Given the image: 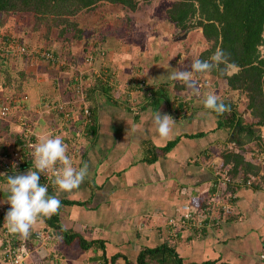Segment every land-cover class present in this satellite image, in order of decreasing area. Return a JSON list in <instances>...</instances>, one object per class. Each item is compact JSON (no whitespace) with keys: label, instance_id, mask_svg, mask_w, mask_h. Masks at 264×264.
<instances>
[{"label":"crops","instance_id":"0c3cea01","mask_svg":"<svg viewBox=\"0 0 264 264\" xmlns=\"http://www.w3.org/2000/svg\"><path fill=\"white\" fill-rule=\"evenodd\" d=\"M116 54L118 53L112 50L108 51L107 65L104 68L113 74L114 71L117 72L118 66L124 65L122 61L118 66L114 63ZM77 63L81 65V61ZM52 67L39 60L22 67L27 76V81L24 82L25 91L30 94L33 102L60 101L66 104L71 101L73 119L71 125H64L60 116L54 112L50 111L51 113L43 116L36 113V118L34 116L31 119L36 122V128L41 132L37 131L38 136L33 140L37 143V138L44 135L45 130L49 128L52 131L57 117L60 124L51 132V136L63 137L67 149L70 148L69 142L82 139L78 152L68 155L77 160V168L87 164L88 176L85 182L71 192H61L54 183L45 185L48 186V195L58 197L62 203L58 212L60 225L64 229L79 233L86 241L95 240V243L82 250L76 242L63 245L60 233L46 235L44 238L36 236V230L45 229L40 220L26 237L29 255L27 260H24L25 264H99L101 260L97 255L100 253L104 254L106 264L115 254L117 255L113 264H126V261L127 264H137L136 258L140 250L162 244L171 247L183 263H198L204 260L227 264L264 262V185L253 188L250 184L238 183L233 192L225 188L220 193L224 195L226 192L229 197L227 200L221 197L220 200L227 207V213L214 209L211 211V218L201 219L202 222H199L204 206L198 208L197 203L202 201L204 204L211 192L215 191L213 183L217 175L215 176V168L212 166L214 160L209 164L211 158L202 157L200 161L197 156L209 149L207 141H212L209 135H213L217 130L223 131L215 129L216 119L212 110L209 109L211 115L205 114L207 109L203 106V101L207 92L204 89L199 90V95L193 94L190 89L188 92L184 91L183 93L188 95L184 96L186 101L177 104L172 100L175 94L170 95L164 87L162 89L167 97H160L156 103H145L137 112H132L122 100L114 102L101 92L100 86H107L98 76L93 77L92 83H88L86 87L93 88L92 98L88 102L84 100L83 88V100L72 102L68 98L70 95L66 76L60 74L57 78ZM105 70L104 73H108ZM85 77L86 74L83 73L81 79ZM114 78L120 79L118 74H115ZM150 81L148 84H154L156 88L161 89L158 82ZM194 96L200 98L196 99ZM194 100L197 101L193 107ZM35 105L40 107L39 102ZM86 106L92 109L93 120L88 123L94 127L93 132L92 128L87 129L88 125L86 128L81 125V108ZM157 112L171 115L174 124L183 122L188 128H178L177 131L171 132L168 138H161L153 123V116ZM3 121L7 122V128L0 131V150H10L14 148L12 136L20 132V125L15 116ZM197 132H201V135L183 136ZM205 136L207 137L204 142L188 144L192 149L197 148L196 152L190 153L186 159H178V148L182 146V139L198 141ZM174 138H177V141L171 147L160 150ZM32 166L33 159L29 166L12 172H0V212L9 205L4 202L8 196L5 191L7 177L35 169ZM40 183L44 184L42 176ZM229 200L233 204L231 213ZM184 204H188L192 209L190 218L185 219L182 216L181 206ZM184 222H188L187 226L180 229ZM46 239L48 240L45 241ZM100 244L103 246L102 250L99 248ZM253 251L258 254L255 260L251 259ZM160 255L157 253L152 259ZM151 264L175 263L152 261Z\"/></svg>","mask_w":264,"mask_h":264},{"label":"trees","instance_id":"16d2710c","mask_svg":"<svg viewBox=\"0 0 264 264\" xmlns=\"http://www.w3.org/2000/svg\"><path fill=\"white\" fill-rule=\"evenodd\" d=\"M148 1L150 0H0V12L28 13L32 17L31 29L33 31L44 29L42 36L45 38L47 34H53L52 39L54 40H72L73 38H79L82 33V29L77 25L74 18L75 15L94 11L102 3L117 5L125 11H134L138 8L139 3ZM166 17L167 21L177 28L184 29L192 26L200 29V36L208 46L203 48L192 61L196 58L210 61L211 56L218 49L228 56L227 63H221L211 72L193 74L206 75L214 78V80L218 78L226 89L235 91L236 97L240 96L244 103V109L248 115L245 121L238 114L236 100L225 95L220 96V98L226 105L230 106L231 112L217 115L212 111L216 119L215 129L228 131L231 135L229 140L232 145L227 148H221L218 156L220 158V166L228 167L226 169L228 177L225 188L233 192L235 185L238 183L244 184L251 176H257L261 169L264 171V146L261 142L262 136L260 133V128L264 126V50H261V47L264 46V0H172L169 7L166 8ZM0 36L4 41L9 40V38L12 39L11 36L3 33H0ZM12 40L14 41L15 38ZM5 44L8 46L6 41ZM0 50L4 51L1 47ZM54 53L60 58L65 57L63 53L60 54L56 51ZM29 58L28 55L16 57L14 63L16 60H21L22 63L20 69L16 68L13 70L9 67L8 58L0 56V86L4 88L14 83L15 85L13 86L20 91L23 78L26 77L22 67L29 64ZM187 62L189 65L191 64L190 61ZM229 67L234 68L230 73L227 72ZM200 79L202 78L200 77ZM164 86L162 84L160 86L161 89H159L146 83L144 87L139 88L134 97L137 111L145 103L152 101V103H156L160 97H167L165 95L166 92L162 89ZM174 87L179 89L181 86L176 84ZM100 90L107 98H113V93L108 86H100ZM92 95H94L93 88L84 89V100L86 102L92 98ZM174 97L172 100H174ZM112 100L120 99L114 98ZM71 105V102H68L65 107L70 109ZM86 109L89 113L87 116L89 121L81 125L85 128L88 125L87 129L90 130L92 126L88 122L92 123L91 120H93L92 109L89 106H86ZM56 113L59 116L62 115V112ZM81 119H79V122ZM1 123L4 125H1ZM69 124L71 125V121ZM5 128H7V122L0 119V131L5 130ZM93 130L94 127L91 132ZM200 135L201 132L183 134V136L187 137ZM12 137L14 148L20 150L23 140L21 133L16 132ZM176 139L169 141L166 147L160 150L163 151L164 148L171 147L177 141ZM245 153H248V157H245ZM254 157L257 158V161ZM31 158L29 156L27 160L15 165L17 166L16 169L29 166ZM236 178L237 180H235ZM260 180L263 181V184L259 182ZM250 181L251 187L258 188L264 185V176L253 178ZM203 206L202 201L197 203L198 208ZM9 208L10 205L5 206L0 212V225ZM42 223L46 229L43 232V236H51L52 232L58 231L65 245L76 242L78 247L86 250L95 243V240L86 241L79 233L64 229L60 225L58 213L50 218H43ZM187 223H183L180 229L187 226ZM99 248L100 250L103 249L102 244H100ZM157 253L161 254L160 257L152 259ZM116 255L111 256L108 264H113ZM97 256H100L101 261L99 264H106V258L103 253ZM136 260L137 264H151L152 261L155 263L173 261L175 264H227L224 262L215 263L213 260L183 263L173 249L165 244L140 250Z\"/></svg>","mask_w":264,"mask_h":264},{"label":"rangeland","instance_id":"374dc122","mask_svg":"<svg viewBox=\"0 0 264 264\" xmlns=\"http://www.w3.org/2000/svg\"><path fill=\"white\" fill-rule=\"evenodd\" d=\"M171 1L172 0H150L148 2H141L138 4V8L134 11H125L117 5L113 6L109 3H102L94 11L84 12L81 13V15H75L74 18L77 22V25L82 29V33L79 38H73L72 40H54L52 39L53 34H47V37L45 38L42 36L44 29L33 31L31 29L33 22L32 17L28 13L0 12V33L7 34L8 36H11L12 39L15 38L14 41L10 38L9 40H5L8 43L7 46L5 41L0 36V47L4 50H0V56H6L10 64L9 67L14 70L16 68L20 69L22 63L21 60L19 63L17 60L14 63L16 51H18L20 47L18 44H24L25 46L41 50L48 49L52 52H59L60 54L64 52L66 57H61L62 61H58L57 63H46L53 66L52 71L55 73L56 77L60 74H64L66 76L65 79L68 82L66 83V86H69L70 95L68 98H70L72 102H77L81 99L83 100L81 90L86 88L88 83L89 85L92 83V79H94L93 77L101 74L100 69L103 70L105 65H107L106 55L108 54L109 50H112L113 52L118 53L115 55L114 63L116 62L118 66L119 62L122 61L121 63L124 64L123 67L118 66V68H116L117 72L114 71L113 74V76L118 74L120 78L118 79L120 80L118 86L119 89L117 90L118 94L124 89L126 85H129V78L131 76H138L145 78L146 83H151L150 80H152L154 82H158L157 84H164V87L167 88V90L170 92V95H182V98H185L184 96L188 95L183 92L189 89L182 82L171 79V74L176 72L181 67L187 69L189 67V63L187 61L192 62V59L195 58V56L203 48H206L208 44L200 36L199 28L188 26L187 28L180 29L167 21L166 8L169 7ZM261 50H264V46L261 47ZM100 51L104 53L103 56L98 55ZM90 54L93 56V58L86 63L85 57ZM55 56L58 55L56 54ZM124 59H128L129 61H124ZM37 61L32 57L28 59V63ZM78 61H81V65L77 63ZM84 63H86V65ZM233 70V67H229L227 72L230 73ZM75 71H79L80 73L78 72V75H75ZM83 73L86 74V77L81 79L80 74L82 76ZM26 77L23 78V84L20 91H18L15 87L8 86L3 88L0 86V106L8 101L9 112L5 118L9 120L15 116V120L20 125L19 133H21L22 139L24 136L28 138L33 137L35 139L38 136L37 131L41 132V130H37V124L31 118L34 116L36 118V113L43 116L45 114H49L50 111L54 113L56 112L47 107L49 102L42 103L40 100H37L40 107L35 105L37 102L32 101L30 94L26 92L24 88V82L27 81ZM200 77L202 79H200ZM193 78L198 82L199 90L202 88L205 92H207V94L214 93L219 97L225 95L229 98L235 99L237 102L239 116L242 117V120L244 121L248 118L247 112L244 109L242 98H240V96L236 97L235 91L226 89L225 85L222 84L218 78H215L214 80V78L199 74H193ZM73 79L76 81V83L73 82ZM176 84L182 88L179 87V89H176L174 87ZM13 85L15 84L13 83ZM151 85L154 86V84ZM133 93L134 92L129 95L130 99L132 98L131 96ZM67 94L68 92L65 93L66 97ZM118 94L116 98H120ZM193 94L195 93L193 92ZM194 97L196 99L200 98V96ZM190 100H192L191 97ZM196 101L197 100L193 101V107L196 106ZM176 109H178L177 106ZM70 110L72 111L71 108ZM206 113L207 115H211L209 109H207L205 114ZM5 118L3 120H5ZM58 118L59 117H57L54 123L52 122L54 129L50 131L48 128L47 131L45 130V132H43L44 135H51V132L57 129V126L60 124ZM183 127L187 129L188 125L184 124L183 122L174 124L172 132L177 131L178 128L182 130ZM260 133L262 136L261 142L264 146V126L260 128ZM206 137L207 136H205L202 140L200 139L201 141H191L189 138L182 139V146L178 148V159H186L188 156H190V153L196 152L197 148L192 149L190 148V145H188L191 144L190 142H204ZM209 137L212 139V141H207V144L210 145L208 146L209 149H203L204 152L199 153L197 159L201 161L200 158L203 157L208 159L209 157L211 158V160L208 162L209 164L212 160H214L215 163L214 165L212 164L216 170H214V174L216 176L217 172L219 175H217L218 181H215L213 185L217 191H223L226 187L225 181H223V179H225L223 174L225 172L228 177L226 172L228 167L220 166V158L218 155L219 150L221 151V148H227L232 145L231 141L229 140L231 135L228 131L217 130L213 135H209ZM35 142L36 141L33 140L29 143L31 146H34L36 144ZM82 142V139H79L76 145L80 144V146H82ZM206 150L208 154H206ZM67 154H69V152ZM245 157H248V153H245ZM254 159L257 161V158L254 157ZM72 161L73 166L75 167V162L77 160L75 161L72 159ZM259 171L260 172L258 175L253 176V178L264 176V171L262 169ZM259 182L263 184V181L260 180ZM220 194L218 198L222 197V199L227 200L229 197L226 192L224 195L221 194L220 196ZM210 196L216 198V193L211 192ZM229 203V213H231L233 204L230 202V200ZM4 228H6V226L3 219L2 224L0 225V241L1 238L6 234ZM36 231L39 232V236L44 238V231L41 229ZM20 238L22 237L20 236ZM47 240L48 239L45 241ZM62 244L64 245V243ZM26 245H28L27 241ZM28 255L29 252L23 258V263L21 264H25ZM257 255L258 254L254 253L253 251L251 253V259H257ZM261 263L264 264L263 261H261Z\"/></svg>","mask_w":264,"mask_h":264},{"label":"clouds","instance_id":"9594fccd","mask_svg":"<svg viewBox=\"0 0 264 264\" xmlns=\"http://www.w3.org/2000/svg\"><path fill=\"white\" fill-rule=\"evenodd\" d=\"M228 56L218 49L209 60L194 59L187 69L181 67L171 74V79L182 82L188 89L199 95L198 82L193 73L211 72L221 63H227ZM206 109L217 115L230 113V106L214 93H208L203 101ZM153 123L161 138H168L172 132L174 119L169 114L157 112L153 116ZM33 164L35 170L29 169L24 174L7 177L8 193L4 201L10 205L4 216L5 226L10 234L26 238L31 229L40 220L57 214L61 207L60 199L48 195V186L40 183L41 175L53 172V183L61 192H71L78 189L88 176V166L77 168L67 154V147L63 137L40 135L33 146ZM60 165L59 169L56 165Z\"/></svg>","mask_w":264,"mask_h":264},{"label":"built area","instance_id":"2783aa9c","mask_svg":"<svg viewBox=\"0 0 264 264\" xmlns=\"http://www.w3.org/2000/svg\"><path fill=\"white\" fill-rule=\"evenodd\" d=\"M19 50L16 51V57L18 56H22V55H28L29 57H32L36 60H40L43 62H48V63H57L58 61H62V59L59 56H55L56 54L48 49H37V48H31L28 46H25L24 44H18ZM103 52L100 51L98 55H102ZM93 58V56L87 55L85 57V62L87 63L88 61H90ZM86 63H84L86 65ZM64 64V63H63ZM106 68V67H105ZM105 69H100V75H98V77H100V79H102L103 82H105L106 86H108L110 88V90L112 91V96L113 99L116 98L117 96V90L119 89V81L120 80H115L114 76H113V72L112 71H107L108 73H104ZM78 72H75V75H78ZM135 72V70H134ZM80 73V72H79ZM80 78H81V74H80ZM74 80V79H73ZM129 85H126L124 87L123 90H121V92L118 94V96H120V100H122L124 103L127 104V106L129 107V109L132 112H136L137 111V107L134 104V100H135V93L139 91V88L144 87L146 84V80L143 77H138V76H131L129 78ZM74 83H76V81H73ZM133 93V95L131 96L132 98H129V95H131V93ZM116 94V95H115ZM148 94V93H147ZM175 102L178 104L179 102H184L186 101V98H182L181 95L175 96L174 97ZM48 103V102H47ZM50 105V106H49ZM47 107H49L52 111L55 112H62V115L60 116V121L61 123H63L64 125L67 124L69 125V121H71L73 119V113L69 108L65 107V103L64 102H60V101H56V102H49V104H47ZM82 112L81 115L83 117V121L82 124H85V122L89 121L87 116L89 115L88 110L86 109V107L81 108ZM9 112V102L7 101L5 104L0 106V119H4L7 114ZM66 125V127H67ZM33 137H26L24 136L22 143H21V148L19 149H8V150H0V172H12L13 169H16L17 164L23 162L24 160H27L28 157H32V152H33V146H31V144L29 143L30 141H33ZM77 142L73 141V142H69V155H74L75 153H77V147L78 145H76ZM33 159V158H31ZM60 165H56V168L59 169ZM216 175H219V173L216 172ZM224 178L223 181H225V184L227 182V175L224 172ZM222 175V176H223ZM226 175V176H225ZM42 179L44 181V184H52L53 180H54V175L53 172H49L47 175H41ZM221 176V177H222ZM216 178V177H215ZM253 179V176H251L249 179H247L245 181V185H249L251 184V181ZM237 180V178H236ZM216 181H218V178L216 179ZM214 186V185H213ZM216 193V198H213V196H210L207 200L204 201V212L203 214L200 215V220L199 222H202V220H206L208 218H211V211L212 210H219V211H223L224 213H227V207L221 203L222 201L220 200L219 194L220 191H217V189L215 188ZM195 209V208H193ZM181 211H182V216L186 219V218H190L192 216V209L188 204H184L181 206ZM216 217H214L215 219ZM202 219V220H201ZM185 223V222H184ZM201 224V223H200ZM206 224V223H204ZM202 225V224H201ZM6 234L1 238L0 241V258L2 261V264H21L23 258L26 256V254L28 253V246L26 245V238L22 239L17 235L14 234H10L7 231V228H4ZM36 236H39V232H35L34 233ZM264 258V256H262Z\"/></svg>","mask_w":264,"mask_h":264},{"label":"water","instance_id":"95a60500","mask_svg":"<svg viewBox=\"0 0 264 264\" xmlns=\"http://www.w3.org/2000/svg\"><path fill=\"white\" fill-rule=\"evenodd\" d=\"M44 230H46V229H44ZM52 233H56L57 235L59 234V232H58V231H55V232H52Z\"/></svg>","mask_w":264,"mask_h":264}]
</instances>
